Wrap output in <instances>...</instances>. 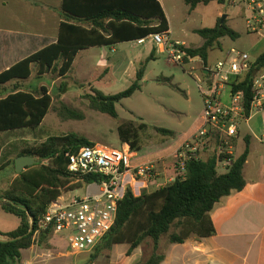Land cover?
<instances>
[{"label": "trees", "instance_id": "trees-1", "mask_svg": "<svg viewBox=\"0 0 264 264\" xmlns=\"http://www.w3.org/2000/svg\"><path fill=\"white\" fill-rule=\"evenodd\" d=\"M227 1L229 0H184L191 11L200 5H224ZM60 11L62 21L57 41L0 74V88L3 89L0 92V156L5 133L38 128L52 109L57 110L62 119L84 118L82 113L64 103L60 107H54L53 97L46 87L22 89L13 82L29 81L33 77L43 78L47 75L65 79L72 72L81 51L136 42L152 34L170 30L160 0H63ZM195 31L204 39L203 45L198 48L186 46L185 49L190 57L200 58L206 68L209 67V52L216 47L221 48V39H236L239 36L228 27L226 20L221 24V18L214 27ZM263 68L264 52L256 58L253 68L247 74L231 84L233 94L242 92L244 95L243 106L248 119L254 98V79L257 71ZM144 77L145 66H142L136 73L135 81L126 90L108 95L91 88L90 93L84 97L92 110L118 119L117 105L141 90ZM9 83L12 90L7 92L6 85ZM59 92L63 93L62 86ZM145 127L144 123L139 125V129L143 130ZM154 128L165 137L175 136L171 130L156 126ZM118 132L122 145H129L133 151L140 150L138 130L133 122L121 124ZM192 139H195L194 136ZM214 142L213 153L207 159L188 160L184 172L173 182L155 191L144 190L140 196L128 191L119 204L113 228L91 253V262H96L104 251H111L116 244H130V254L151 240V256L138 264H161L165 259V253L160 252L163 237H167L170 245L184 243L193 236H213L215 228L211 212L223 197L246 187L244 167L250 154L248 139L244 152L237 158L219 154V148L224 142L218 135ZM94 145L88 138L77 133L53 136L40 144L20 150L16 158L28 156L37 160L21 174H17L15 170L16 158L0 167L2 171L12 165L16 175L6 191L0 190V208L21 221L16 230L0 232L3 240L0 241V264H20L23 250L33 245L46 246L52 232L42 230L40 223L48 206L65 193L80 190L85 184L101 180L98 175L79 177L68 170V153ZM225 159L232 161L220 173V165Z\"/></svg>", "mask_w": 264, "mask_h": 264}, {"label": "rangeland", "instance_id": "rangeland-1", "mask_svg": "<svg viewBox=\"0 0 264 264\" xmlns=\"http://www.w3.org/2000/svg\"><path fill=\"white\" fill-rule=\"evenodd\" d=\"M231 1L235 4H231L229 0L224 5L211 3L208 6L200 5L191 11L190 6L184 0H162L172 37L185 42L187 47L198 48L203 45L204 39L195 30L214 27L219 20V12H223L220 16L221 19L224 16L228 18V27L240 34L236 39L230 37L222 39L221 48L216 47L209 52V67L218 60L224 59L227 56V51L231 48L245 51L253 59L264 52V32L253 33L247 25V20L251 16L247 1ZM152 46L153 42L147 40L142 45H138L136 42L116 45L115 52L111 51L112 48H91L79 53L72 72L65 79L59 78L57 75H47L43 78L33 77L31 80L25 81L29 85L46 87L53 97L54 107H60V104L64 103L82 113L84 118L82 120L62 119L57 110L52 109L38 128L5 133L0 167L15 159L21 149L40 144L49 137L65 136L70 133L84 136L95 144L122 148L118 128L125 122H133L138 130L141 156L149 153L153 146L161 150L166 148L165 142H169L170 146L179 144L195 129L203 115L204 99L197 81L198 78L203 79L205 67L200 58L187 64L173 63L169 60L168 54L159 53L156 47H154L157 51L155 58L151 59L148 50ZM101 53L106 54V60L110 61L111 59L113 64L108 62L107 66L98 65ZM142 66H145V77L141 90L117 105L118 119H113L90 108L89 101L84 95L90 93L91 88L98 89L108 95L120 93L135 81L136 73ZM60 86L63 87V93L59 92ZM230 92L229 86H225L221 91V103L225 106L231 105ZM263 115L264 113L256 114L254 121H257L256 127L260 135L264 134ZM143 123L146 127L143 130L139 129V125ZM238 124L242 134H245L247 132L245 121L239 120ZM155 126L171 130L175 136L165 137L157 133ZM237 138L230 141H235ZM242 145L241 141L238 153H241ZM213 150L212 147L207 155L203 153V158L207 159ZM170 161L171 163H166V167L171 171H163V168H160L159 173H164L160 176L156 172L157 178H166L163 183H169L170 179H175L180 175L177 158H172ZM223 171H225L224 166L220 167V172ZM12 174H14L12 165L10 168L0 171V190L2 192L8 189V181ZM86 190L84 186L70 194L83 196ZM19 222L17 217L8 215L0 209L1 233L16 229ZM163 241L167 243L166 236L163 237ZM70 252L73 253L71 250ZM160 252H163V249H160ZM88 257V253H75L74 255V259L77 261L86 260ZM82 264L87 263L84 261Z\"/></svg>", "mask_w": 264, "mask_h": 264}, {"label": "crops", "instance_id": "crops-1", "mask_svg": "<svg viewBox=\"0 0 264 264\" xmlns=\"http://www.w3.org/2000/svg\"><path fill=\"white\" fill-rule=\"evenodd\" d=\"M62 1L0 0V74L57 41L62 21L60 11ZM160 3L162 5V0ZM230 3L235 4L231 0ZM222 14L223 12L218 13V19ZM233 23L236 25L234 20ZM169 31L172 36L171 28ZM172 39L181 42L173 37ZM114 47L102 48H112L111 51L115 52ZM154 47L156 46L153 43L152 48L148 50L151 59L155 58V52H157L154 51ZM100 55L98 65L107 66L108 62L113 64L111 59L106 60V54ZM205 68L203 75L206 73ZM13 84H17L22 89L41 88L29 85L25 81L13 82ZM6 90L7 92L12 90L10 83L6 85ZM2 91L3 89L0 88V92ZM255 119L254 115L245 121L247 127L245 134H242L239 128L238 138L231 142L230 149L232 157L237 158L246 148V139L250 142V154L244 167L246 187L242 191H234L229 196L223 197L216 204L211 212L215 228L213 236L206 238L193 236L184 243L170 245L162 238L160 249H163L165 259L161 264H264V134L258 133ZM262 120L264 121V115ZM202 124L201 116L195 129L176 146H170L169 142H165L166 148L161 150L153 146L149 153L141 156L142 150L139 145L140 150L133 151V164H153L159 176L164 174L159 173L160 168H163V171L169 170L166 163H171L170 160L175 158L178 150L197 133ZM241 141L243 142L242 151L238 153ZM207 153L209 152H205L206 155ZM223 166L226 167L224 163H221L220 167ZM8 168L10 166L6 169ZM15 177V174L10 176L8 188ZM164 180H166L165 177L157 178L156 184L148 191H155L173 182L174 179H170L169 183H163ZM20 223L21 221L18 227ZM130 248L131 245L128 243L116 244L111 251L103 252L96 262H91V254L86 260L77 261L74 259L75 253L70 252L66 239L59 235H52L46 246L33 245L23 250L20 264H82L84 261L87 264H138L151 256L153 242L146 241V244L140 245L129 254Z\"/></svg>", "mask_w": 264, "mask_h": 264}, {"label": "built area", "instance_id": "built-area-1", "mask_svg": "<svg viewBox=\"0 0 264 264\" xmlns=\"http://www.w3.org/2000/svg\"><path fill=\"white\" fill-rule=\"evenodd\" d=\"M246 1L251 13L247 25L251 32L261 34L264 32V0ZM147 40L154 43L159 53L168 54L173 63L185 64L195 60L188 55L185 43L172 39L170 31L152 34L136 43L142 45ZM255 61L249 53L231 48L224 59L205 68L207 75H203V79L198 78L197 85L204 99L203 124L194 135L195 139L186 141L175 156L180 174L188 160L203 159L202 154L210 152L217 135L224 142L219 154L232 156L230 140L239 134V120L248 118L243 106L244 95L242 92L233 94L231 84L247 74ZM225 86L231 89L229 106L221 103V91ZM252 90L254 98L250 118L264 113V68L257 71ZM66 157L71 173L79 177L98 175L101 180L85 184L87 190L83 196L69 192L53 201L41 220L40 228L65 238L73 253L91 254L113 228L119 204L126 193L132 191L135 196H140L156 184L157 173L153 164L134 165V153L129 145L114 148L95 144L68 153ZM231 161L225 159L223 163L228 166Z\"/></svg>", "mask_w": 264, "mask_h": 264}, {"label": "water", "instance_id": "water-1", "mask_svg": "<svg viewBox=\"0 0 264 264\" xmlns=\"http://www.w3.org/2000/svg\"><path fill=\"white\" fill-rule=\"evenodd\" d=\"M226 16H224L221 19V24H223L226 20ZM207 75V72L205 73ZM37 162V160L33 157H28V156H20L15 159V170L17 174H21L27 167L34 165ZM33 222V220H32ZM33 230V228L31 229ZM0 241H3L0 238Z\"/></svg>", "mask_w": 264, "mask_h": 264}]
</instances>
